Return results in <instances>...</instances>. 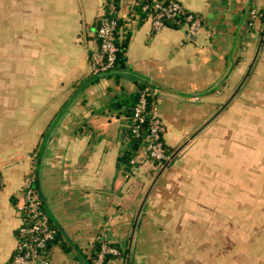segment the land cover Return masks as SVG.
<instances>
[{
	"label": "crops",
	"instance_id": "crops-1",
	"mask_svg": "<svg viewBox=\"0 0 264 264\" xmlns=\"http://www.w3.org/2000/svg\"><path fill=\"white\" fill-rule=\"evenodd\" d=\"M177 1L202 18L196 35L155 33L120 0L126 64L94 76L103 0H11L17 62L0 111L12 123L2 118L0 130L39 139L24 152L21 141L0 145V264L16 250L25 178L39 158L68 249L51 245L50 264H97L99 236L128 249L108 264H264V0ZM141 89L156 96L172 157L162 166L143 157L125 174L117 158L127 119L109 104ZM180 224L205 230L201 253L195 238L185 252L164 232Z\"/></svg>",
	"mask_w": 264,
	"mask_h": 264
},
{
	"label": "built area",
	"instance_id": "built-area-1",
	"mask_svg": "<svg viewBox=\"0 0 264 264\" xmlns=\"http://www.w3.org/2000/svg\"><path fill=\"white\" fill-rule=\"evenodd\" d=\"M105 7L100 25L96 30L100 46L96 47L89 56L91 74L102 75L111 72L117 60L118 47L116 32L119 24L120 0H103ZM140 7L141 13L151 22L152 30L160 32L167 27V22L183 26L188 36L196 35L203 28L200 16L187 10L177 0H131V7ZM257 11H252L255 18ZM149 91L141 93L133 113V133L138 136L141 126L149 119V143L144 148V157L149 156L162 166L171 160L166 155L162 138L166 134V126L158 115L156 104L150 114H147V95ZM154 94V92H152ZM132 163H135L134 161ZM24 203L18 207L22 217V225L17 230V247L8 264H50L48 247L57 236V229L51 224L38 193L35 172L25 178ZM118 255L115 248L103 246L97 264H103L104 254Z\"/></svg>",
	"mask_w": 264,
	"mask_h": 264
},
{
	"label": "trees",
	"instance_id": "trees-1",
	"mask_svg": "<svg viewBox=\"0 0 264 264\" xmlns=\"http://www.w3.org/2000/svg\"><path fill=\"white\" fill-rule=\"evenodd\" d=\"M120 6V4H119ZM131 10L134 13H137L136 15H140L141 19H146L144 14L141 13V8L136 6V7H132ZM119 11H120V7H119ZM101 18H98L95 24L96 30L98 29L99 25H100V21ZM167 27H172V28H179V29H183V26H178L175 24H171V23H166ZM124 25V19L120 17L119 19V24H118V30L116 32V45L118 47V52H117V60L115 62V67L116 68H122L125 66L126 64V58H125V54H126V50L129 44V34H120V28H122ZM95 37L98 41V46H100V41L97 37V34L95 32ZM113 69V70H114ZM112 70V71H113ZM104 75V74H102ZM99 76V75H96ZM145 89H141L140 92H138L135 95H130L129 97H124L120 100H112L109 104V109H110V113H115L117 115H123L126 119V125L120 128V133H121V141L123 144V149L121 150L118 158H117V166L118 167H122L123 172L125 174H129L132 173L134 171V169L136 168L137 164H138V160L142 159L144 156L143 152H144V148L146 146H148L149 143V119L150 116H147V121L146 123H144L141 126L140 129V133L138 136H136L133 133V128H134V122H133V113H134V108L135 105L137 104L140 95L142 92H144ZM149 91V95H147V114H150V112L152 111L153 105L156 104V96L154 94H152L153 90H148ZM121 110V111H120ZM162 142H163V146H164V150L166 152V155L172 157V153L171 151L167 148L165 141H164V137L162 138ZM41 157V155L38 154L37 158ZM145 160H150L152 161L154 164L159 165L158 161L152 160L149 156H147L146 158L144 157ZM135 163H132V162ZM42 208L44 209V206L42 204ZM45 210V209H44ZM51 224L57 229V236L55 241L49 245L48 250H50L51 245H53L54 243H59L60 240L63 238L59 228L52 222L50 221ZM60 245L63 247L64 251H68V249L65 247V243L64 242H60ZM109 247V248H115L119 251L118 255H113V254H104V258H103V264H108L111 260L117 258V257H125L128 253V249L125 248H121L120 245L115 244V243H106L104 241V239L102 238V236H99L93 243V249H92V260H96L98 259L99 255L102 253L103 251V246Z\"/></svg>",
	"mask_w": 264,
	"mask_h": 264
},
{
	"label": "rangeland",
	"instance_id": "rangeland-1",
	"mask_svg": "<svg viewBox=\"0 0 264 264\" xmlns=\"http://www.w3.org/2000/svg\"><path fill=\"white\" fill-rule=\"evenodd\" d=\"M16 10H18V6L16 5ZM23 6L20 4V10ZM12 12H13V5L11 3V0H0V98L2 96L3 91L1 90L4 85L1 83H5L6 80L12 75L13 73V65L15 62H17L16 56L12 53ZM26 18V16H25ZM20 22V29L24 30L27 28L28 22ZM19 26V25H17ZM15 29V27H14ZM16 30V29H15ZM18 31V30H17ZM3 103V100H0V104ZM5 103H11L10 101H4ZM6 105V104H5ZM11 111H7V109H4L0 111V120L3 118L2 124H11V117H9L7 114H10ZM24 123H27L26 121L28 118H20V121H23ZM119 123V121H118ZM121 123V122H120ZM39 139V133H11L3 131V128L0 130V145L6 146L9 145V142H17L21 141L20 151L24 152L26 149L29 148V146H32L34 143H36ZM15 142L13 145H15ZM23 142V144H22ZM24 150V151H23ZM36 153V150L31 153L32 155ZM33 168L31 170V173L35 172V160L33 161ZM202 217V215L196 214V217ZM186 224V223H185ZM185 224H180V226L173 230H164V232L168 233L171 232L170 236L177 238L179 242V249H182V251L187 252V242L190 238H195L197 244V252L199 250L202 251V243H203V237L204 232L203 228H187L185 227ZM137 231L133 230V234ZM167 236V234H166ZM199 249V250H198ZM201 253V252H199ZM198 254V253H197Z\"/></svg>",
	"mask_w": 264,
	"mask_h": 264
},
{
	"label": "water",
	"instance_id": "water-1",
	"mask_svg": "<svg viewBox=\"0 0 264 264\" xmlns=\"http://www.w3.org/2000/svg\"><path fill=\"white\" fill-rule=\"evenodd\" d=\"M40 167H41V158H39V159L37 160V164H36V168H35V176H36V181H37L38 193H39V196H40L41 202H42V204H43V206H44V209H45L47 215L49 216L50 220H51L54 224H56V225L58 226L57 222L55 221V219H54V217H53L51 211L49 210V208H48V206H47V204H46L45 197H44V195H43V193H42V190H41V186H40V178H39ZM0 190H1V179H0ZM58 228H59V226H58Z\"/></svg>",
	"mask_w": 264,
	"mask_h": 264
}]
</instances>
